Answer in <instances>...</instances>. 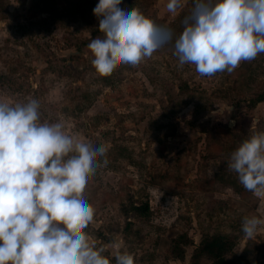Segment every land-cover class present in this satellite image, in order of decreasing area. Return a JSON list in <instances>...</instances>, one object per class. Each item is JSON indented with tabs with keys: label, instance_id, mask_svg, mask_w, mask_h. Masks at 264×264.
Returning <instances> with one entry per match:
<instances>
[{
	"label": "rangeland",
	"instance_id": "rangeland-1",
	"mask_svg": "<svg viewBox=\"0 0 264 264\" xmlns=\"http://www.w3.org/2000/svg\"><path fill=\"white\" fill-rule=\"evenodd\" d=\"M98 3L0 0V102L35 98L41 122H62L66 133L107 147L108 164L83 195L95 209L85 232L110 264L124 251L135 264H188L193 246L182 262L165 260L170 236L186 229L195 245L202 234L236 236L234 253L247 246L249 264H264V224L251 239L241 227L245 216L264 220V197L247 191L228 168L241 142L264 131V100L252 106L264 89V53L208 77L194 65L180 67L174 46H163L135 67L101 76L87 47L103 36L93 14ZM167 3L122 0L119 7L139 8L172 29L192 0H181L175 13ZM35 5L57 14L37 13ZM217 110L226 116L214 115ZM132 202H148L145 220L130 210Z\"/></svg>",
	"mask_w": 264,
	"mask_h": 264
},
{
	"label": "clouds",
	"instance_id": "clouds-1",
	"mask_svg": "<svg viewBox=\"0 0 264 264\" xmlns=\"http://www.w3.org/2000/svg\"><path fill=\"white\" fill-rule=\"evenodd\" d=\"M122 0H99L93 14L102 37L88 49L96 72L109 76L120 65L137 66L173 42L172 30ZM181 0H168L169 13ZM174 41L179 66L201 76L232 73L264 53V0H192ZM40 102H0V264H110L85 232L95 209L84 198L89 180L106 167L107 147L68 134L62 122L40 121ZM231 109H229V112ZM214 115H226L217 110ZM228 168L243 187L264 197V131H253L230 154ZM264 224L245 216L242 232L254 238ZM116 264H135L117 252Z\"/></svg>",
	"mask_w": 264,
	"mask_h": 264
},
{
	"label": "trees",
	"instance_id": "trees-1",
	"mask_svg": "<svg viewBox=\"0 0 264 264\" xmlns=\"http://www.w3.org/2000/svg\"><path fill=\"white\" fill-rule=\"evenodd\" d=\"M189 1V0H188ZM191 1V0H190ZM37 13H48V15H56L57 10L52 8H44L33 6ZM187 13L181 14L175 22L174 27L171 29L173 32V42L164 46H174V41L183 31L182 21ZM183 85L180 91L186 89ZM264 100V89L256 92L253 95L252 106ZM251 106V107H252ZM233 189V185L230 186ZM235 191H237L234 188ZM239 191V189H238ZM130 210L135 213L136 217L140 220H145L149 213L150 208L148 202H141L130 204ZM131 224L126 223L125 228L130 230ZM237 237L227 233L215 232L202 234L201 239L197 245L194 244L193 236L186 229L180 232L173 233L167 241L168 253L165 260L168 261H183L185 258L186 248L193 246L188 264H199L201 260H206L208 264H249L250 252L248 247L245 246L239 254L234 253Z\"/></svg>",
	"mask_w": 264,
	"mask_h": 264
},
{
	"label": "crops",
	"instance_id": "crops-1",
	"mask_svg": "<svg viewBox=\"0 0 264 264\" xmlns=\"http://www.w3.org/2000/svg\"><path fill=\"white\" fill-rule=\"evenodd\" d=\"M174 263V262H173Z\"/></svg>",
	"mask_w": 264,
	"mask_h": 264
}]
</instances>
